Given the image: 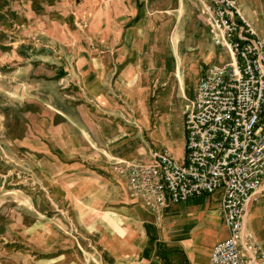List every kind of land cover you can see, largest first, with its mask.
Segmentation results:
<instances>
[{"label": "rangeland", "instance_id": "1", "mask_svg": "<svg viewBox=\"0 0 264 264\" xmlns=\"http://www.w3.org/2000/svg\"><path fill=\"white\" fill-rule=\"evenodd\" d=\"M238 3L246 15L257 9L258 17L253 14L252 19L263 33L264 0ZM204 15L202 0H0V264L93 261L94 244L82 220H77V202L69 192L75 179L90 172L85 120L91 110L87 99L97 87L92 82L96 72L87 74L86 65L93 58L101 62L120 23L123 32L133 27L134 35H145L142 48L156 53L159 71L165 63L172 70L167 55L174 28L179 24L183 33L182 53L183 46L204 37L198 40L196 33L207 23ZM206 45L211 58L184 70L188 99L204 66L229 60L213 40ZM175 82L172 76L165 88L159 86V76L150 78L143 100L137 94L133 102L124 97L120 108L134 110L138 122L141 108L147 109L151 121H157L150 132L152 149L168 150L181 161L188 100ZM57 110H64L67 118H60ZM219 195L205 194L188 202L191 205L171 204L160 215L145 208L161 227L178 215V222L168 228L172 240L207 248V240L194 236L200 222L184 218L188 212L219 218ZM160 228L144 238L142 257L148 261L142 264L185 263L181 246L156 240Z\"/></svg>", "mask_w": 264, "mask_h": 264}, {"label": "built area", "instance_id": "2", "mask_svg": "<svg viewBox=\"0 0 264 264\" xmlns=\"http://www.w3.org/2000/svg\"><path fill=\"white\" fill-rule=\"evenodd\" d=\"M213 41L229 60L212 63L184 112L185 159L152 149L148 160L119 161L130 191L152 212L221 193L229 235L208 264H264V251L246 228L251 201L264 197V37L238 0H202Z\"/></svg>", "mask_w": 264, "mask_h": 264}, {"label": "crops", "instance_id": "3", "mask_svg": "<svg viewBox=\"0 0 264 264\" xmlns=\"http://www.w3.org/2000/svg\"><path fill=\"white\" fill-rule=\"evenodd\" d=\"M251 10L258 17L257 9L253 7ZM253 14L244 13L254 25ZM122 16L129 19L126 15ZM200 29L204 32L201 33ZM179 30L178 24L170 36L172 47L167 56L172 62V70L164 62L159 71L156 53L142 48L145 44V35L141 32H135L134 35L133 27L123 32L120 23L111 46L107 45L106 50L102 52L101 62H95L99 58H93L88 66L86 65L87 74L92 75L96 72V78H93L92 82L97 87V89L93 87L95 90L87 99L91 110L87 111L85 120L87 149L85 161L90 167V172L88 171L84 179H75L69 187V192L71 199L77 202L79 213L77 220H82L94 245L91 251L93 261L86 258V261L79 264H142L148 261L142 257L143 240L153 229L160 228L161 224L156 223V218L150 214L151 210L148 209L149 213L143 204L131 197L127 177L113 165L122 160H148L150 151L155 148L150 132L155 129L157 121L152 122V114L141 108L138 113L141 120L138 122L136 112L134 110L124 112L120 108V103L124 97L133 102L136 94L143 100L142 95L148 92L143 89L144 85L149 83L150 78L158 76L159 86L165 88L173 76L174 82L179 81L183 96L186 98L184 70L211 58L206 42H211L214 35L208 22L205 23L204 28H199L196 32L200 35L198 40L201 36L204 37L189 46H183L184 52L181 53L179 40L183 33L180 34ZM257 32L259 36L264 37V32L258 30ZM197 48L198 51L195 53L194 50ZM208 67L209 65L204 66L198 80ZM193 95L194 93L192 97ZM63 111L57 110V113L60 114V118H67ZM184 159L185 156L179 161L182 162ZM219 194V218L213 215L199 217L195 214L189 215V212L184 218L200 222L201 226L195 231L194 236L201 237L203 241L207 240V248L190 241L176 242L169 237L168 228L178 222L176 217L178 215L169 222L165 221L160 228L156 240L171 244L170 246H181L186 254L182 260L185 263L182 264H208L212 248L228 237L229 230L223 219L221 193ZM170 206L171 204L166 210ZM245 223L247 230L253 233L264 251V197L258 201H251ZM218 225L222 228L217 230Z\"/></svg>", "mask_w": 264, "mask_h": 264}, {"label": "bare ground", "instance_id": "4", "mask_svg": "<svg viewBox=\"0 0 264 264\" xmlns=\"http://www.w3.org/2000/svg\"><path fill=\"white\" fill-rule=\"evenodd\" d=\"M211 223V222H210Z\"/></svg>", "mask_w": 264, "mask_h": 264}]
</instances>
